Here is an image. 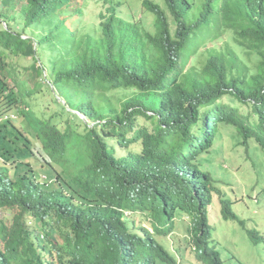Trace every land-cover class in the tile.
Listing matches in <instances>:
<instances>
[{
  "label": "trees",
  "instance_id": "trees-1",
  "mask_svg": "<svg viewBox=\"0 0 264 264\" xmlns=\"http://www.w3.org/2000/svg\"><path fill=\"white\" fill-rule=\"evenodd\" d=\"M91 1L97 21L84 18ZM134 1L151 25L121 14L125 0H0V113L28 133L18 119L0 124V209L12 211L0 264H182L155 236L180 216L195 262L229 264L208 219L221 192L206 156L219 153L220 125L264 154V0ZM21 70L43 81L54 111L29 108ZM248 166L264 182L263 163ZM225 197L222 216L260 243ZM126 210L147 213L151 231Z\"/></svg>",
  "mask_w": 264,
  "mask_h": 264
},
{
  "label": "rangeland",
  "instance_id": "rangeland-1",
  "mask_svg": "<svg viewBox=\"0 0 264 264\" xmlns=\"http://www.w3.org/2000/svg\"><path fill=\"white\" fill-rule=\"evenodd\" d=\"M126 6L123 7L121 14H125L130 11L133 13V19H138L142 16V19L151 25L153 22V16L144 12L140 2H132V0H125ZM131 3L130 6L127 3ZM93 1L88 6V14L84 16L89 21L97 19V11L100 9L99 5H92ZM16 10L11 13L19 11V6L16 5ZM126 19H130L129 15H125ZM97 21V20H96ZM32 37V36H31ZM31 58L27 57H14L13 63H19L18 65H30ZM20 78H26L33 89L32 97L27 99L29 108L32 111L41 113H49L54 111L56 106L52 100L51 93L49 92L43 81H39L38 85H35L36 80L31 81L29 78V71L21 70L19 73ZM42 80V79H41ZM123 90L108 93L111 94L114 99H118ZM117 93V94H116ZM222 101L229 102L228 98H222ZM24 105L22 104V107ZM24 108V107H23ZM242 111L247 112L248 109L244 106L240 107ZM18 120L15 121V125L26 132V120L17 115ZM146 119L143 117L138 118V124L140 126H146ZM150 127V125H147ZM220 135L219 140L215 144L218 148V154L213 156L207 155L206 157L211 159V167L214 169L216 183L215 186L220 190L221 194H213L212 205L209 206V223L215 225L213 232V239L218 243L217 248L223 255V258L229 264H264V182L257 183L258 174L255 169L249 167V161L263 163L264 168V154L255 140H249L248 146H236L237 136L232 127H219ZM199 134V132H198ZM138 144L132 145L134 150H138ZM209 163L207 162L205 167ZM251 168V171H250ZM38 177L44 179V174L41 171L37 172ZM254 177V181L250 183V179ZM50 184V181H49ZM249 184V185H248ZM248 186V189L246 190ZM222 193L229 198L232 202L233 211L244 221H247V228H255L261 234L260 243H255L250 240L245 230L237 223V221L225 220L221 214L220 195ZM11 210L0 209V219L5 222H10ZM147 215L137 212V215L130 214L129 218L134 221V224L138 222L139 225L148 228L150 231L149 222L146 219H142ZM176 224L175 228L170 229L168 233L155 234L156 238L162 244H165L171 249L178 246L184 253L181 257L182 264H200L195 262V254L191 251L194 250V245L185 239V235L188 234L187 226L189 225L187 219L182 216L173 219ZM174 235L170 237L169 235ZM195 262V263H193Z\"/></svg>",
  "mask_w": 264,
  "mask_h": 264
},
{
  "label": "clouds",
  "instance_id": "clouds-1",
  "mask_svg": "<svg viewBox=\"0 0 264 264\" xmlns=\"http://www.w3.org/2000/svg\"><path fill=\"white\" fill-rule=\"evenodd\" d=\"M82 118H84L83 116H82ZM16 119H18L17 118V114L16 113H14L13 111H8V112H4V113H0V124H5V123H8V122H12L13 120H16ZM45 176V175H44ZM38 180H40L41 181V179L38 177ZM46 180V177H44V179H42V182H44ZM131 213L129 212V211H124V216L126 217V216H128L129 217V215H130ZM209 215H210V212H209ZM223 217V216H222ZM224 218V217H223ZM208 219H209V216H208ZM225 219V218H224ZM226 220V219H225ZM228 220H230V219H228ZM232 221H234V220H232ZM236 222V221H235ZM189 223V222H188ZM211 224V223H210ZM189 225H190V223H189ZM188 225V226H189ZM211 226H212V228H213V231L212 232H214V227H215V225H213V224H211ZM189 236V234H186L185 235V237H188ZM43 236H41L40 238H42ZM188 241V240H187ZM189 242V241H188ZM214 242H215V244H216V246L218 245V243L214 240ZM192 243V242H191ZM196 248V246H194V249ZM194 251V250H193ZM194 254H195V252H194ZM197 258H196V254H195V260H196ZM198 263H200V264H203V263H201L200 261H197Z\"/></svg>",
  "mask_w": 264,
  "mask_h": 264
}]
</instances>
